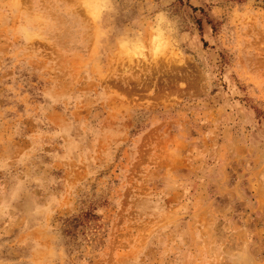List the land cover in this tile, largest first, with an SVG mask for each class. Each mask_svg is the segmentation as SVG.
<instances>
[{
    "label": "rangeland",
    "instance_id": "rangeland-1",
    "mask_svg": "<svg viewBox=\"0 0 264 264\" xmlns=\"http://www.w3.org/2000/svg\"><path fill=\"white\" fill-rule=\"evenodd\" d=\"M0 264H264V0H0Z\"/></svg>",
    "mask_w": 264,
    "mask_h": 264
}]
</instances>
